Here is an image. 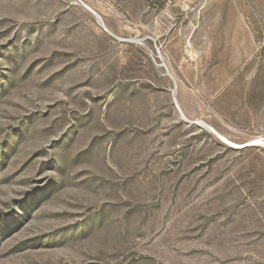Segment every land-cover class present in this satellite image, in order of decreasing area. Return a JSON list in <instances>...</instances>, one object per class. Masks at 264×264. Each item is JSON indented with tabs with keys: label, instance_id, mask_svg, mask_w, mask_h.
Returning <instances> with one entry per match:
<instances>
[{
	"label": "rangeland",
	"instance_id": "rangeland-1",
	"mask_svg": "<svg viewBox=\"0 0 264 264\" xmlns=\"http://www.w3.org/2000/svg\"><path fill=\"white\" fill-rule=\"evenodd\" d=\"M0 264H264V0H0Z\"/></svg>",
	"mask_w": 264,
	"mask_h": 264
}]
</instances>
